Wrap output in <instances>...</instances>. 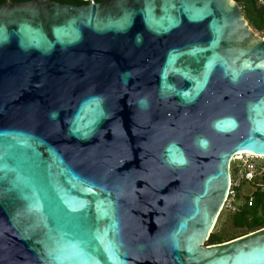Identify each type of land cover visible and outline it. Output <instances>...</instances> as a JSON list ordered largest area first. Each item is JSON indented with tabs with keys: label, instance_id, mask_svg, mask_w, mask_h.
Listing matches in <instances>:
<instances>
[{
	"label": "water",
	"instance_id": "95a60500",
	"mask_svg": "<svg viewBox=\"0 0 264 264\" xmlns=\"http://www.w3.org/2000/svg\"><path fill=\"white\" fill-rule=\"evenodd\" d=\"M245 150L264 33L236 0L0 4V264H264V227L206 243Z\"/></svg>",
	"mask_w": 264,
	"mask_h": 264
},
{
	"label": "trees",
	"instance_id": "16d2710c",
	"mask_svg": "<svg viewBox=\"0 0 264 264\" xmlns=\"http://www.w3.org/2000/svg\"><path fill=\"white\" fill-rule=\"evenodd\" d=\"M7 0H0V4ZM15 2L26 0H12ZM72 4H86L90 0H56ZM100 2L103 0H94ZM242 8L245 18L249 24L260 32H264V3L261 0H236ZM218 220V219H217ZM232 225L239 229L237 233H224L221 230L214 229L210 233L207 244L219 243L236 236L248 233L250 231L264 227V191H258L253 205H243L237 212L232 213ZM216 227V225H215Z\"/></svg>",
	"mask_w": 264,
	"mask_h": 264
},
{
	"label": "built area",
	"instance_id": "2783aa9c",
	"mask_svg": "<svg viewBox=\"0 0 264 264\" xmlns=\"http://www.w3.org/2000/svg\"><path fill=\"white\" fill-rule=\"evenodd\" d=\"M229 172L230 184L221 212L227 210L234 213L245 204L253 205L256 193L264 191V154L251 150L236 152L230 159ZM245 184L251 190L240 194Z\"/></svg>",
	"mask_w": 264,
	"mask_h": 264
},
{
	"label": "rangeland",
	"instance_id": "374dc122",
	"mask_svg": "<svg viewBox=\"0 0 264 264\" xmlns=\"http://www.w3.org/2000/svg\"><path fill=\"white\" fill-rule=\"evenodd\" d=\"M263 33L264 32H260L256 30V34L258 35H263ZM250 190H251V187L248 184H245L242 186L240 190V194L249 192ZM231 216H232V212L227 211V210L222 211L215 224L216 227L214 226L213 230L218 229V230L223 231L224 233H237L238 231H240L239 229L235 228L232 225Z\"/></svg>",
	"mask_w": 264,
	"mask_h": 264
}]
</instances>
